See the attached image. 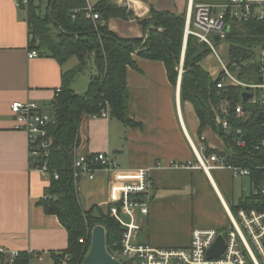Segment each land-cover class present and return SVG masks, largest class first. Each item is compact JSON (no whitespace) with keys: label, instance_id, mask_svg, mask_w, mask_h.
Wrapping results in <instances>:
<instances>
[{"label":"crops","instance_id":"0c3cea01","mask_svg":"<svg viewBox=\"0 0 264 264\" xmlns=\"http://www.w3.org/2000/svg\"><path fill=\"white\" fill-rule=\"evenodd\" d=\"M113 1L144 19L152 8L187 17L191 3L198 0ZM109 27L126 40L146 36L138 20L111 19ZM29 45L27 10L18 0H0V248L44 253L42 264H53L52 254L68 248V233L39 204L50 183L30 170L27 135L17 128L11 105L34 102L55 116L52 103L63 74L78 60L71 58L61 65L40 51L30 59ZM212 60L217 61L209 55L201 65L216 80L221 69ZM135 61L136 67L127 71V84L129 116L138 126H127L110 114L84 117L78 153H106L117 168L98 171L93 180L81 175L79 198L85 211L106 213L122 201L124 187L138 181V171L149 170L151 188L141 197L149 213L143 218L138 212L142 228L137 242L155 248H187L194 229L230 227L228 212L249 197L244 186L247 177L236 178L229 169L204 171L190 166L208 156V150H226L225 140L211 126L200 132L193 105L181 102L182 78L174 87L163 62L137 55ZM90 66L93 72L82 86L78 88L76 79L85 71L72 83L78 95L87 93L96 75L95 65Z\"/></svg>","mask_w":264,"mask_h":264},{"label":"trees","instance_id":"16d2710c","mask_svg":"<svg viewBox=\"0 0 264 264\" xmlns=\"http://www.w3.org/2000/svg\"><path fill=\"white\" fill-rule=\"evenodd\" d=\"M24 1L18 0L20 7L27 10L30 33L33 35L31 49L48 53L61 65L71 58L78 60L75 68L63 74L62 87L52 103L56 123L48 129L54 139L50 168L57 173L58 179L52 178L39 203L47 215L59 219L68 233V248L53 253L55 261L70 254L69 264H83L91 248L92 231L97 226H103L106 230L109 251L120 242L125 231L110 209L106 213H96V209L84 210L75 184L73 165L85 116H98L106 108L110 117L127 126H138L129 116L127 84V71L136 67V55L163 62L171 84L177 87L178 67L184 51L181 102L193 105L200 121V132L211 126L227 145L233 147L232 164L249 168L253 180L262 179L264 151L257 152L254 148L264 135V105L253 103L252 99L244 103L242 96L246 89L242 86L217 87L223 75L214 80L201 65L210 55L206 45L189 37L184 50L185 15L152 8L149 17L143 19L113 0H100L93 5L100 18L92 20L85 11L87 0H47L45 9V0H28L27 5ZM111 19L138 20L146 36L143 39H122L110 29ZM227 44V58L231 64L254 60V48L264 46V21L233 23ZM91 63L96 67V75L92 77L87 93L78 95L73 91L72 83ZM231 71L244 84L261 83L260 69L256 64H249L241 70L231 68ZM223 103L228 105L233 137L240 138L237 130L243 132L241 139L246 146L242 149L234 146L232 139H227L216 125L215 113L220 112ZM238 105H242L245 118L238 117ZM214 152L207 151L208 155ZM254 207L255 200L249 196L233 210L237 212L242 208ZM17 264H31L26 252H21Z\"/></svg>","mask_w":264,"mask_h":264},{"label":"built area","instance_id":"2783aa9c","mask_svg":"<svg viewBox=\"0 0 264 264\" xmlns=\"http://www.w3.org/2000/svg\"><path fill=\"white\" fill-rule=\"evenodd\" d=\"M127 2V1H126ZM28 0L24 1L27 5ZM87 17L98 20L99 14L94 6L87 0L85 9ZM251 20L264 21V0H222L218 3H206L197 1L191 3V9L186 17L184 48L189 37H194L199 43L206 45L220 65L222 79L217 87L223 89L228 86H242L253 95L252 102L264 105V46L254 48L255 59L250 62L236 64L225 62L217 49H222L227 44V38L231 33L233 23L244 24ZM219 37V41L215 40ZM33 35L30 33V42ZM28 57H38L39 51L31 49L29 45ZM185 50V49H184ZM184 54V52H183ZM183 59L178 67L179 79L183 74ZM256 64L261 73L260 84H244L240 82L231 68L241 70L249 64ZM227 104L215 113L216 125L221 129L227 139L237 148H244L246 143L241 139L242 130H237L240 138L233 137V127L229 119ZM11 112L15 118L16 126L24 131L28 139L29 168L39 172L50 183L52 178L58 179V175L50 168V158L54 151V139L49 134V126L56 123L54 116L41 110L37 103L14 102ZM239 118H245L242 105L236 107ZM103 118L109 117V110L103 109L100 113ZM220 135V134H219ZM227 145V144H226ZM255 151H264V135L255 146ZM205 153V150H204ZM234 155L233 147L229 144L226 150L216 151L208 156L199 158L197 165H190L194 169L212 171L229 169L234 177H247L251 181V191L248 196L253 197L256 207L239 209L236 216L229 213L231 225L227 232L219 229H194L192 231L191 244L187 248H155L148 244L137 242V234L142 226L139 214L145 218L148 216V204L141 201L142 196L149 194L151 184L149 170L138 171V181L128 184L123 189V199L119 204L112 205L110 211L116 220L124 227L125 231L119 243L110 248V255L122 264H264V167L262 179L253 180L252 171L249 168L234 165L230 162ZM117 168L116 164L106 153L96 155H83L75 153L74 175L78 188L81 175H86L90 180L95 179L98 171H110ZM139 212V214H138ZM222 235L225 240V249L221 256L208 259V252L213 248L218 238ZM83 242V240H81ZM26 254L31 264H42L45 261L44 253L29 251ZM21 252H8L0 248V264H17ZM53 259V258H52ZM70 254L53 259V264H69Z\"/></svg>","mask_w":264,"mask_h":264},{"label":"water","instance_id":"95a60500","mask_svg":"<svg viewBox=\"0 0 264 264\" xmlns=\"http://www.w3.org/2000/svg\"><path fill=\"white\" fill-rule=\"evenodd\" d=\"M215 40L219 41V37H215ZM242 97L243 102L245 103L248 102L253 97V95L245 92L243 93ZM106 235L107 233L103 226H97L93 229L91 248L83 264H122L120 261L113 258L108 252L106 245ZM224 249L225 240L221 235L213 248L208 252V259H214L221 256Z\"/></svg>","mask_w":264,"mask_h":264},{"label":"rangeland","instance_id":"374dc122","mask_svg":"<svg viewBox=\"0 0 264 264\" xmlns=\"http://www.w3.org/2000/svg\"><path fill=\"white\" fill-rule=\"evenodd\" d=\"M99 0H89V2L92 4V5H95L97 2H98ZM222 0H203V2H206V3H218V2H221ZM46 6H47V0H45L44 2H43V8L45 9L46 8ZM225 45V47L226 48H224V50H223V48L221 49L219 46L217 47V49H218V51H219V54H220V56H221V58L225 61V62H227V55H228V44H224ZM185 49V48H184ZM75 59V58H74ZM212 62V65L213 66H215V67H218L219 69H220V65H219V63L217 62H215V61H210V63ZM91 65V64H90ZM89 65V67L86 69V71H85V73L84 74H82V75H80L77 79H76V83H78L77 84V86H78V88H79V86L81 85L82 86V83L83 82H85L87 79H89V77H90V74L93 72V69H92V66H90ZM178 74H179V72H178ZM178 81H179V76H178ZM178 85V84H177ZM87 88V87H86ZM86 90V89H85ZM224 105H226V103H223L222 105H221V107H223ZM244 186H245V195H249V193H250V191H251V183H250V180L247 178V179H245V184H244ZM235 216H236V212L232 209V211H231ZM230 221V218H229V220H228V222ZM230 225H231V222H230ZM223 231V230H222ZM225 232H227V229L226 230H224ZM93 232V231H92Z\"/></svg>","mask_w":264,"mask_h":264}]
</instances>
